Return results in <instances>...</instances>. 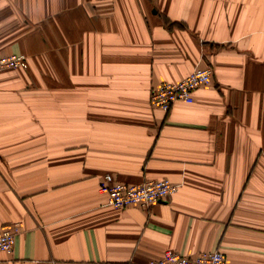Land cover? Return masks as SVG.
<instances>
[{"label": "crops", "instance_id": "obj_1", "mask_svg": "<svg viewBox=\"0 0 264 264\" xmlns=\"http://www.w3.org/2000/svg\"><path fill=\"white\" fill-rule=\"evenodd\" d=\"M0 264H149L219 251L264 264V0H0ZM212 86L164 112L152 89ZM105 175L168 179L115 210Z\"/></svg>", "mask_w": 264, "mask_h": 264}, {"label": "built area", "instance_id": "obj_2", "mask_svg": "<svg viewBox=\"0 0 264 264\" xmlns=\"http://www.w3.org/2000/svg\"><path fill=\"white\" fill-rule=\"evenodd\" d=\"M26 69L24 55L0 56V71ZM212 72L209 69L195 70L176 83H163L152 89L149 104L167 112L173 104L183 102L191 104L193 95L199 88L212 86ZM178 186L168 179L145 181L138 185H125L114 182L110 175H105L99 184V192L107 197V205L115 210L130 206L147 209L153 204L166 202L176 192ZM20 224L0 227V252L11 253L15 238L20 234ZM149 264H227L225 256L219 251L201 253L194 258L172 251Z\"/></svg>", "mask_w": 264, "mask_h": 264}, {"label": "rangeland", "instance_id": "obj_3", "mask_svg": "<svg viewBox=\"0 0 264 264\" xmlns=\"http://www.w3.org/2000/svg\"><path fill=\"white\" fill-rule=\"evenodd\" d=\"M13 55H16V56H18V55H21V54H13ZM12 55V56H13ZM8 56H11V55H8ZM12 71V70H11ZM3 71H0V74L2 73ZM4 72H6V71H4Z\"/></svg>", "mask_w": 264, "mask_h": 264}]
</instances>
